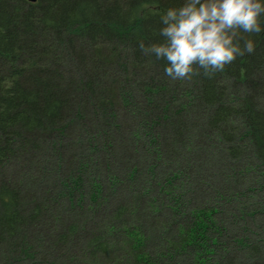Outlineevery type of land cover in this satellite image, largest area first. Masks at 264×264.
I'll return each instance as SVG.
<instances>
[{
	"label": "trees",
	"instance_id": "16d2710c",
	"mask_svg": "<svg viewBox=\"0 0 264 264\" xmlns=\"http://www.w3.org/2000/svg\"><path fill=\"white\" fill-rule=\"evenodd\" d=\"M180 3L0 0V264H26L18 259L27 253L34 255L31 264H264V188L254 190L258 178L246 186L262 209L258 226L251 206L230 208L227 202L231 189L250 182L252 170L264 176V36L255 38L253 54L210 78L197 69L190 79H170L165 61L137 45L161 41L159 14ZM134 94L136 121L147 124L149 136L165 138L164 149L154 147L172 154L176 165L166 159L160 165L141 127L128 133L134 127L124 105L131 106ZM198 112L205 114L196 122L201 131L191 138ZM73 124L80 125L73 139L89 134L87 143L103 161L90 165L84 143L64 141ZM204 133L206 141L198 137ZM136 144L144 160L134 152ZM44 147L55 148L62 169L42 164ZM198 152L234 159L244 154L247 163L234 169L233 161H225L235 170L233 182L209 181L214 188L206 194V164L195 167L189 158ZM37 166L44 180L29 177ZM138 167L150 175H136ZM107 177L121 188L118 204L80 210L75 202L86 194L97 200ZM187 180L192 189L184 186ZM106 192L111 196L110 186ZM99 212L108 219H94ZM36 247L43 248L41 261ZM256 256L263 259L252 261Z\"/></svg>",
	"mask_w": 264,
	"mask_h": 264
},
{
	"label": "clouds",
	"instance_id": "9594fccd",
	"mask_svg": "<svg viewBox=\"0 0 264 264\" xmlns=\"http://www.w3.org/2000/svg\"><path fill=\"white\" fill-rule=\"evenodd\" d=\"M159 42L139 50L165 61V76L190 79L196 70L210 78L238 57L256 50L264 36V0H181L159 14Z\"/></svg>",
	"mask_w": 264,
	"mask_h": 264
},
{
	"label": "rangeland",
	"instance_id": "374dc122",
	"mask_svg": "<svg viewBox=\"0 0 264 264\" xmlns=\"http://www.w3.org/2000/svg\"><path fill=\"white\" fill-rule=\"evenodd\" d=\"M147 95V94H146ZM134 101H132V103H131V106L129 107V104H128V106H126V108H125V105H124V109H127L128 110V112L130 113L129 114V116H130V119H129V125L133 128V131H130V132H128L129 134L130 133H134V131L135 130H137L136 129V126H139V127H141V132H142V138H143V142L145 141V142H147L148 143V145H150L151 146V150H153V151H155V153H156V155L155 156H159L161 159H158V162L159 163H161L160 165H162V163L164 164L166 161H164V159H166L167 161H169V162H173V160L174 159H171V155H169L168 153H166L165 151H163V152H161V150L160 149H158L157 150V146H159V145H157V143H160V146H162V148L164 149V147H165V145H164V143H166L165 141V138L163 139L162 138V135H161V140L159 141V139L158 140H156L155 139V137H152V136H149L148 134H146L147 133V124L144 126V128H142V126L140 125V123H142V121H136V120H138V115H137V110L134 108V106H136V102H137V99H135L136 97H135V94H134ZM147 99L149 100V98L147 97ZM175 103H178V102H174V104ZM134 105V106H133ZM178 107V106H177ZM135 109V110H134ZM186 113H187V111H186ZM198 114L199 115H197L196 116V121H195V124H194V126L192 127V128H189L188 129V131H190V134H191V138L193 137V135L192 134H194V136H195V133L197 132V131H201V124L200 125H196L197 123L196 122H198V120L200 121V120H202V119H204V115L201 117V113H199L198 112ZM186 115H188V113L186 114ZM193 115V117H195V115L194 114H191V116ZM189 116V115H188ZM192 117V118H193ZM177 120V119H176ZM229 122L227 123L228 125L230 124L231 126H234V127H237V130H238V132H239V130H240V127H239V129H238V125L236 124V123H234L235 121H233V120H228ZM178 123L176 122L175 123V126L176 127H178V126H180V124H178ZM182 126V125H181ZM200 126V127H199ZM226 127H227V125H226ZM71 128V130H68V131H66V133H64L63 134V138H64V141H68L69 140V142L70 141H72V145H74V142H76V143H84L85 145H86V147H87V149H88V152L90 153V155L88 156V162H90V165H92V162H101V161H103L102 159H100V157H101V155H99V152L97 153V151H95V149H93L91 146H90V144H88L89 142V134H87V135H85V133H82L81 134V136L80 137H77V140H74L73 138H74V136H73V134H75L76 132H74V130L75 131H78L79 132V129L78 128H80V125H78V124H76V125H74L73 124V126H71L70 127ZM132 128H131V130H132ZM160 129H162V128H160ZM168 131H169V129H168ZM185 131V130H184ZM135 132H137V131H135ZM241 133H243V132H241ZM144 134H145V136H144ZM166 135L168 134V132H166L165 133ZM199 134H200V132H199ZM205 134L206 133H204L202 136H198V137H200V139H201V137L202 138H204V140L206 141L207 140V138L205 137ZM84 135H85V137H84ZM157 135V134H156ZM144 136V137H143ZM171 135L170 134H168V138L170 137ZM237 136V135H236ZM186 137H187V135H186ZM189 138H190V136H189ZM194 139H196V137L194 138ZM191 140V139H190ZM202 140V139H201ZM196 141V143L197 144H200L201 142H203V141H198L197 139L195 140ZM88 142V143H87ZM122 141H120V143H121ZM119 143V144H120ZM133 143H134V140H133ZM60 144H62V141H61V143ZM163 144V145H162ZM232 144V143H231ZM230 144V145H231ZM84 145V146H85ZM233 145V144H232ZM154 146H156V147H154ZM200 146L202 147V145L200 144ZM91 147V148H90ZM200 147V149L202 150L201 152H203L204 151V149H202ZM101 149V148H100ZM133 149H134V152L137 154L138 153V155L140 156V159H143L144 160V155H143V153H142V151L140 150V148H139V145L138 144H136V146L135 147H133ZM198 150H199V147L197 148ZM196 149V150H197ZM245 149H248V147H245ZM90 151H92V152H94V153H91ZM201 152H198L197 153V155H196V153H195V155L197 156H194V154L192 155H189V158H191L190 159V161H192V162H194V165L196 164V165H198V162H199V164H206L205 166H204V168H202V170H203V172H201L202 173V184H201V187H202V190L204 191V193H206V194H208V193H211L210 192V190L212 191L213 190V188L214 187H211L210 188V186H209V184H208V182L210 183V184H212V183H215V185H219V184H221V183H218V182H223V183H226V184H228V183H230L231 184V182H233V176H232V172L233 171H235V170H233V168H231V167H228V164H226V162L229 160H231V161H233L234 163H233V167H234V169H236V168H238L239 169V167H241L242 165L244 166V164H246L247 162L243 159V157H244V154L243 155H240V157H238V158H232L230 155H229V153H226V154H224L223 152H220V153H217L218 155H209V156H204V155H202V154H200ZM42 153H46V154H44V155H46V156H44L43 158H45L46 160H45V162H43L42 164H44V165H47V168H49V169H53V168H60V169H62V166L63 165H60V167L58 166V162H56L57 160L55 159L58 155H57V153L58 152H56V150H55V148H52V149H47L46 147H44L43 148V152ZM203 153H206L205 151L203 152ZM59 154V153H58ZM57 155V156H56ZM138 156V157H139ZM154 156V157H155ZM173 156L175 157V158H178V156L177 155H175V154H173ZM215 157H216V159H215ZM42 158V159H43ZM205 158V159H204ZM49 159V160H48ZM52 159H53V161H55V162H53L52 161ZM169 159V160H168ZM48 161V162H47ZM226 161V162H225ZM167 164H168V162H166ZM187 163H189V162H187ZM54 164H55V166H54ZM97 164V163H96ZM173 164L174 165H176V163H174L173 162ZM232 164V163H231ZM238 164V165H237ZM87 165V164H86ZM86 165H85V170L84 171H87V170H89V167H86ZM195 165V167H197ZM84 166V165H83ZM185 166L186 165H184L183 166V168L184 169H188L187 167L185 168ZM64 167V166H63ZM120 168H122V167H120ZM124 168V167H123ZM252 168H254V167H252ZM36 170V172H34V175L32 174V175H29V177H31V176H35V178L37 179V178H41L40 177V175H41V170L39 169V167L37 166V168H35ZM49 169H48V171H49ZM83 169V168H82ZM111 169H113V168H111ZM193 169H195V168H193ZM238 169L236 170V174H237V177H239V175H240V173H238ZM54 170V169H53ZM138 171H137V173H136V175H140V176H142V178L144 179V175H146L147 177L150 175L149 173H147L146 174V172L145 171H143V172H139V167H138V169H137ZM256 170V169H255ZM255 170H252L251 171V173L249 174L250 176H249V181L250 182H248V181H246L247 179H244L241 183H243L244 182V185L242 186H240L241 188H240V190L239 191H236V192H234V189L235 188H233V190L231 189V197H230V194L228 195V199H227V202H228V206H230V208H232L231 206H234L235 207V205L236 206H238L239 207V209H243V208H245L247 205H249V206H251L250 208H252V210L254 211H252L251 212V216L250 217H252L253 219H254V221L255 222H252V224L254 223V225L255 226H258V223L261 221L262 222V220H263V217H262V215L264 216V214H262V215H259L258 213H260L261 211H262V209H261V206H259L258 205V203L255 201L258 197L256 196V192L255 191H258V190H262V188H264V179L263 180H260V178L263 176V174L261 173V172H258V171H255ZM255 171V172H254ZM196 172V171H195ZM194 172V176H197L198 175V172L197 173H195ZM49 172H47L46 171V174H48ZM88 173V172H87ZM200 173V174H201ZM16 173H14V175H15ZM40 174V175H39ZM193 174V173H192ZM13 175V174H12ZM37 175V176H36ZM39 175V176H38ZM135 175V176H136ZM112 177V176H111ZM111 177H107V179L106 178H102L101 179V181H100V183H101V188H102V194H101V196L99 197V196H97V200H93V198H92V196H90L89 197V195L88 194H86L85 196H84V198L82 199V198H80L77 202H75L76 203V205L78 204V206H79V209L80 210H82V211H84L85 209L87 210V211H89V210H92V209H104L105 207H107V205L109 204V202L111 201L112 202V204L114 203L115 205L116 204H118V202H117V199H119L118 197L120 196L119 194H118V192L120 191V187H119V185H116V184H113V183H111L110 182V178ZM264 177V176H263ZM254 178H258V183L257 184H255V186L254 187H256L254 190L255 191H249L247 188H246V186H247V184H249V183H251V181L254 179ZM41 179H43L44 180V178H41ZM104 179V180H103ZM124 180H126V176L123 178ZM123 179H121V180H123ZM238 179V178H237ZM119 181V182H122V181ZM137 179L135 178V179H133V180H130L129 182L131 183V182H134V181H136ZM234 180H236V178L234 179ZM191 183H192V181H190V180H187L185 183H184V186L186 185L189 189L191 188L192 189V185H191ZM110 184V185H109ZM109 186H110V189H112V194H111V196L109 195V194H107V192L106 191H108V188H109ZM232 187H234L233 185H231ZM232 187H230V188H232ZM243 189H246L245 190V193L247 194L246 195V197L244 198V199H242L241 200V193H240V191L241 190H243ZM125 191H126V193L128 192V190H126L125 189ZM248 192L249 193H251V194H249V196H248ZM77 193V192H76ZM125 192L123 193V194H126ZM236 194L237 193V195L236 196H234L233 194ZM74 196H76V194H73ZM140 195H143V193H141ZM126 196H128V195H124V196H121V197H123V198H126ZM66 197V196H65ZM77 198L75 197V199L74 200H76ZM64 202H67V198H65V199H62ZM205 200H206V198H205ZM239 201H241V202H239ZM256 203V204H253V203ZM110 205V204H109ZM114 205V206H115ZM249 208V209H250ZM227 209V208H226ZM260 211V212H259ZM85 212V211H84ZM229 212V214L232 216V217H234V218H238V215L237 214H233L231 211H228ZM87 213V212H86ZM102 214V215H101ZM253 214V215H252ZM103 216H105V214H103V213H97L96 215H95V217H94V219H96V218H99V220L101 219H108V217L107 216H105V217H103ZM91 217V216H90ZM111 218V217H110ZM226 218H228L229 219V217H226ZM222 220V223L223 224H227L228 222L225 220V219H223V218H221ZM239 220H241V222H242V219L241 218H239ZM259 220V221H258ZM111 221L113 222L114 221V219H113V216H112V218H111ZM98 222V221H97ZM255 230H257L256 228L253 230L254 232H256ZM41 244H40V242H39V245L38 246H40ZM42 249L43 248H41V247H36L35 248V251L34 252H37L38 253V260L39 261H41V260H43V259H41V255H40V253H42ZM245 257H243V258H248L249 256H251V255H244ZM215 259V258H214ZM261 259H263L261 256L260 257H253L252 258V261H256V260H261ZM19 261H21V260H24V263H26V264H31V262L32 261H34V255L33 254H24L23 255V258L22 259H18ZM38 261V262H39ZM4 264H6V262H4Z\"/></svg>",
	"mask_w": 264,
	"mask_h": 264
},
{
	"label": "water",
	"instance_id": "95a60500",
	"mask_svg": "<svg viewBox=\"0 0 264 264\" xmlns=\"http://www.w3.org/2000/svg\"><path fill=\"white\" fill-rule=\"evenodd\" d=\"M31 1H35V0H31Z\"/></svg>",
	"mask_w": 264,
	"mask_h": 264
}]
</instances>
